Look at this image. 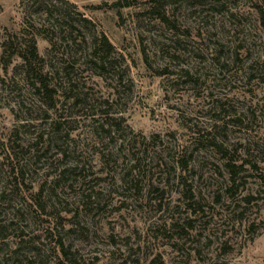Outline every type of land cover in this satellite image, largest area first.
Returning <instances> with one entry per match:
<instances>
[{"label":"rangeland","instance_id":"rangeland-1","mask_svg":"<svg viewBox=\"0 0 264 264\" xmlns=\"http://www.w3.org/2000/svg\"><path fill=\"white\" fill-rule=\"evenodd\" d=\"M0 264H264V0H0Z\"/></svg>","mask_w":264,"mask_h":264},{"label":"trees","instance_id":"trees-1","mask_svg":"<svg viewBox=\"0 0 264 264\" xmlns=\"http://www.w3.org/2000/svg\"><path fill=\"white\" fill-rule=\"evenodd\" d=\"M23 51L24 52H27L30 56H31V58L34 60L36 57V55L34 54V49H33V47H30V49H29V51H26V50H24L23 49ZM23 59H27V57H24V55H20ZM27 65L26 66H28L29 65V63H28V61H26L25 62ZM29 67V66H28ZM40 81H42V80H40ZM41 89H45V86L42 84L41 85V87H37V91L39 92ZM36 91V92H37ZM45 92H47V90L45 89Z\"/></svg>","mask_w":264,"mask_h":264}]
</instances>
